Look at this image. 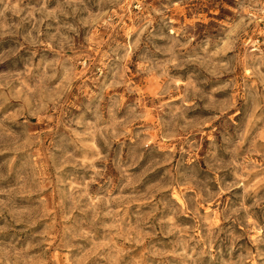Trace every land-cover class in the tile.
<instances>
[{"label":"rangeland","instance_id":"rangeland-1","mask_svg":"<svg viewBox=\"0 0 264 264\" xmlns=\"http://www.w3.org/2000/svg\"><path fill=\"white\" fill-rule=\"evenodd\" d=\"M0 264H264V0H0Z\"/></svg>","mask_w":264,"mask_h":264}]
</instances>
